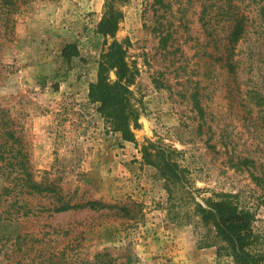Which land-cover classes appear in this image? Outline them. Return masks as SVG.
<instances>
[{"label": "rangeland", "instance_id": "374dc122", "mask_svg": "<svg viewBox=\"0 0 264 264\" xmlns=\"http://www.w3.org/2000/svg\"><path fill=\"white\" fill-rule=\"evenodd\" d=\"M106 3L0 0V264H236L195 212L220 192L264 249V0H115L130 139L89 97Z\"/></svg>", "mask_w": 264, "mask_h": 264}, {"label": "trees", "instance_id": "16d2710c", "mask_svg": "<svg viewBox=\"0 0 264 264\" xmlns=\"http://www.w3.org/2000/svg\"><path fill=\"white\" fill-rule=\"evenodd\" d=\"M114 2L115 0H107L106 11L98 25V31L103 35H111L113 41L110 49L101 55L98 77L90 83L89 97L93 102L100 104V111L114 129L121 130L124 137L130 139L132 138L131 122L137 121L139 113L136 108L130 107L131 89L130 80H127L128 69L121 52V44L114 38L120 22L118 11L114 9ZM65 56L68 57L71 54L65 52ZM112 70L116 73L114 80L110 77ZM24 156L28 158L26 154ZM22 168V175L13 178L16 180L15 184L21 190L31 194L56 197L55 211L57 212L98 204L97 201L81 204H72L70 201L61 202L60 196H57L60 193L57 185L53 181L45 182L36 179L29 160H22ZM9 191L11 190L5 186L2 193ZM195 212L200 215L204 225L211 226L215 230V237L209 239L207 245L217 246L220 254L224 251L236 264H264V249L258 245L259 235L253 225L255 213L251 207L241 205L235 194L220 192L217 197L208 198L205 204L198 203Z\"/></svg>", "mask_w": 264, "mask_h": 264}]
</instances>
